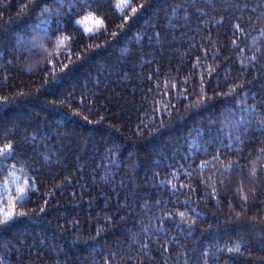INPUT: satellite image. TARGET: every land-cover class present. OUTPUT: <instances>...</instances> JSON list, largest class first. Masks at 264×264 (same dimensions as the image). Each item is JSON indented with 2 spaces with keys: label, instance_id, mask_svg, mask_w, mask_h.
Listing matches in <instances>:
<instances>
[{
  "label": "trees",
  "instance_id": "1",
  "mask_svg": "<svg viewBox=\"0 0 264 264\" xmlns=\"http://www.w3.org/2000/svg\"><path fill=\"white\" fill-rule=\"evenodd\" d=\"M118 1L0 0V264H264V0Z\"/></svg>",
  "mask_w": 264,
  "mask_h": 264
},
{
  "label": "snow or ice",
  "instance_id": "2",
  "mask_svg": "<svg viewBox=\"0 0 264 264\" xmlns=\"http://www.w3.org/2000/svg\"><path fill=\"white\" fill-rule=\"evenodd\" d=\"M59 3L63 4L65 2H68L70 4V6H74L75 4L77 3H80V0H58ZM129 5L125 4L123 6L117 4L116 7L119 8L121 10V13H123L124 11V8L128 7ZM44 12H49V9H44L43 10ZM133 11H135V9H133ZM57 15L59 14L58 12L56 13ZM85 19H91V16H87L85 17ZM84 21L83 20H80V21H77L76 23L77 24H82ZM100 24H102V22H98ZM89 32H92L93 30L92 29H89L88 30ZM193 67H196V65H194ZM167 87V84L165 85ZM172 87H175V85H172ZM234 91V90H233ZM167 107V106H166ZM246 109H242V111H245ZM231 111H235V109H232ZM240 120L243 121L244 120V117H240ZM198 147V146H197ZM262 151H264V149H262ZM12 151H11V146H6L4 149H0V158H3V159H7V158H10L12 156ZM3 159H0V165L3 164ZM205 164H207V162H205ZM204 165H201V167H203ZM14 167V165H13ZM253 175H255V170H253ZM24 187H21L18 189V191L20 192V195L15 197L16 200L18 201H22L25 199V196L27 194V191L31 190V186L28 184V181L25 180L24 182ZM7 187L6 186H0V195H3L5 191H7ZM13 208H15V204L12 205ZM16 215L14 214L13 212H8V211H5L4 213V217H3V220H0V223H8V221L12 220L13 219V216ZM19 215H23V213H20ZM180 216L181 218L183 219L184 217V213H180ZM240 248H241V245L239 243H236L233 247H229L227 248V251L229 253H239L240 252Z\"/></svg>",
  "mask_w": 264,
  "mask_h": 264
},
{
  "label": "rangeland",
  "instance_id": "3",
  "mask_svg": "<svg viewBox=\"0 0 264 264\" xmlns=\"http://www.w3.org/2000/svg\"><path fill=\"white\" fill-rule=\"evenodd\" d=\"M129 2H130V0H119L117 4L123 6V5H125V4L128 5ZM118 9H119V8H118ZM119 10H120V9H119ZM89 20H90V19L86 20V22H83V27L85 28V30H86L88 33H91V32H89L88 30H89V29H92V30H93L92 32H94V30H95L96 28H92V26H90V24H89ZM90 21H91V23H92V20H90ZM97 21H98V20H97ZM93 22H94V21H93ZM19 194H20V192H19ZM14 199H15V198L10 197L9 195H7L6 197H0V211H1V212H5L9 207H11L12 204H13V202H14Z\"/></svg>",
  "mask_w": 264,
  "mask_h": 264
}]
</instances>
